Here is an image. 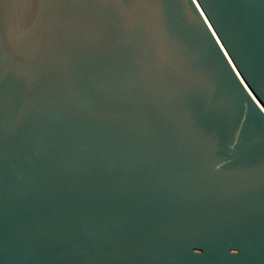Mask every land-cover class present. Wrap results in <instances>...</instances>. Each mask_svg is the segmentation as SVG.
<instances>
[{
	"label": "water",
	"instance_id": "obj_1",
	"mask_svg": "<svg viewBox=\"0 0 264 264\" xmlns=\"http://www.w3.org/2000/svg\"><path fill=\"white\" fill-rule=\"evenodd\" d=\"M0 264H264V0H0Z\"/></svg>",
	"mask_w": 264,
	"mask_h": 264
}]
</instances>
